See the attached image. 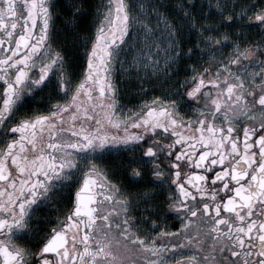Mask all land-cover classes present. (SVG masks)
Returning <instances> with one entry per match:
<instances>
[{
  "label": "snow or ice",
  "instance_id": "1",
  "mask_svg": "<svg viewBox=\"0 0 264 264\" xmlns=\"http://www.w3.org/2000/svg\"><path fill=\"white\" fill-rule=\"evenodd\" d=\"M82 7L71 5L74 22ZM166 7L103 0L77 78L53 43V0H0V264H264V0L239 12L218 0L216 15L195 0ZM237 24L260 27V40H232ZM193 58L176 89L193 115L159 96L117 111L118 64L167 71ZM49 86L63 99L25 111ZM121 151L128 179L157 185L163 201L109 179L97 161ZM63 189L71 206L30 246L35 207ZM140 203L179 226L134 216Z\"/></svg>",
  "mask_w": 264,
  "mask_h": 264
},
{
  "label": "flooded vegetation",
  "instance_id": "2",
  "mask_svg": "<svg viewBox=\"0 0 264 264\" xmlns=\"http://www.w3.org/2000/svg\"><path fill=\"white\" fill-rule=\"evenodd\" d=\"M90 2L92 4V10L89 12L86 9V3ZM55 4L54 9V35L56 39L53 41L54 44H59L62 50L66 52V61L68 62L70 69L77 74L82 71L83 63V37L90 34L93 31V20L95 18V13L97 7L103 3V0H53ZM82 4V11L86 12L88 15L85 19L73 21L72 13L70 7L72 4ZM75 24L79 26L76 27ZM82 27H85L83 29ZM255 30L256 38L251 41H258L261 38V29ZM219 59V58H218ZM183 61V60H181ZM196 62V61H195ZM197 63V62H196ZM177 73L179 71H176ZM114 85L116 88L115 99L117 101V111L121 116L131 115L132 112H139L141 107L139 106L142 102L152 100L154 97L150 92L144 93L143 95L136 93V88L134 82L121 74H117L116 68L112 73ZM187 77V75L185 76ZM175 81L172 87L176 90L177 83L183 82V75L181 69V75H175ZM188 87H191L189 85ZM51 94L52 99H48V95ZM163 100H177L178 101V111L180 114L185 116L193 115L192 109L197 106L195 101H192L191 105L186 101H182L181 96H175L165 93L161 96ZM57 99H63L62 96L56 94L55 90L51 86L46 88L44 92L39 93L35 98L29 100L25 111L31 113L36 111L38 113H47L49 110V105L55 102ZM14 122V121H13ZM4 143V136L0 133V145ZM131 151L125 153L121 151L119 153L106 154L97 162L108 170L109 179L113 180L115 183L121 186L122 189L128 191L131 194L137 192H142L145 189H156L157 195L154 197L155 200L163 201L166 193L160 192L157 185L147 184L144 181L139 183H133L128 179V176L120 164L125 160L126 155H131ZM71 205L68 201V190L63 189L60 193H52L49 203L38 204L35 207V212L32 220V233L29 237H25V241L30 246H35V244L42 238L48 235V230L51 227L56 226L57 218L62 217L66 212L67 208ZM146 207L144 203L138 205L139 210H134L133 215L140 217L150 216L152 219L158 222L167 224L170 228L178 227V221L174 214L161 213L160 215H155L151 211H143ZM161 216H167L166 220H161ZM155 231H159L158 228ZM187 254V253H186Z\"/></svg>",
  "mask_w": 264,
  "mask_h": 264
},
{
  "label": "rangeland",
  "instance_id": "3",
  "mask_svg": "<svg viewBox=\"0 0 264 264\" xmlns=\"http://www.w3.org/2000/svg\"><path fill=\"white\" fill-rule=\"evenodd\" d=\"M133 2H135V0H133ZM153 2L156 4H159L161 2V0H153ZM195 2H196V0H195ZM219 2L223 3V0H219ZM229 2L233 5H235V11L239 12L241 6H249V5L254 4V3L258 4L259 0H229ZM163 3L165 5H167V3H165L164 0H163ZM177 3H179V2H177ZM217 3H218V0H198V5L200 6V10L202 9V11L205 14H208L211 12L212 15H216V13L213 11V9L215 8V5ZM168 9H169L168 7L167 8H161V11H167ZM70 14H72V13H70ZM94 20H95V18H94ZM94 20H93V23H94ZM255 28L257 30L261 29L258 26H253L250 28L246 27V28L240 29L239 24H237V25H234V26L228 28L227 31L229 33H231L233 30L242 31L243 36H232L231 39L235 40V41H240L243 44L245 42L251 41V39H250L251 30L255 29ZM185 39H189V38L184 37L181 40V44L183 47H185L184 46L185 45V43H184ZM231 48H232V45H231V43H229L226 48H223L221 50L222 54L224 56H227V54L231 50ZM217 58H220V56L218 55ZM124 59H126V58H124ZM209 59H210V57H208V56L202 57V61H207ZM195 61L197 62V60L195 58L180 61L178 64L173 65L167 71L164 70L163 62L161 61L162 66H161L160 70H158V71L148 70L147 72L145 71L144 68H132L127 62H125L122 67L119 64L116 66V72H117V74H121L127 78H130L134 82L137 94L143 95L144 93L150 92L154 97L155 96L161 97L165 93H169L173 96H175V94L177 96H180L179 94H177V91L172 87L173 82L176 80L175 75L176 74L181 75V69H182L183 78H185L186 75L191 76L192 73L190 71H185V68L188 65L196 64ZM176 71H179V72L177 73ZM146 101H148V100H146ZM146 101H144V102H146ZM144 102H142L139 106L141 107V105L144 104Z\"/></svg>",
  "mask_w": 264,
  "mask_h": 264
},
{
  "label": "trees",
  "instance_id": "4",
  "mask_svg": "<svg viewBox=\"0 0 264 264\" xmlns=\"http://www.w3.org/2000/svg\"><path fill=\"white\" fill-rule=\"evenodd\" d=\"M165 1V3H167V7L170 9V7L171 6H173V5H175V4H177V2H181V0H164ZM161 3V2H160ZM196 3L198 4V0H196ZM86 9L89 11V12H91V10H92V4L88 1L87 3H86ZM170 6V7H169ZM166 7V8H167ZM168 9V10H169ZM202 10V9H201ZM83 29H85V27H82ZM251 35V39H253V40H255V38H256V32H255V30H253L252 31V33L250 34ZM186 40V39H185ZM185 47H192L193 45H192V43H185V45H184Z\"/></svg>",
  "mask_w": 264,
  "mask_h": 264
}]
</instances>
